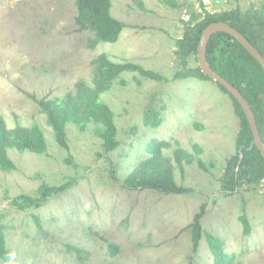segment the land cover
Wrapping results in <instances>:
<instances>
[{
  "label": "rangeland",
  "instance_id": "374dc122",
  "mask_svg": "<svg viewBox=\"0 0 264 264\" xmlns=\"http://www.w3.org/2000/svg\"><path fill=\"white\" fill-rule=\"evenodd\" d=\"M110 1L123 29L91 46L94 35L75 23V0H0V117L10 131L37 127L45 141L41 152L6 148L12 167L0 168V231L10 257L0 264H264V177L223 188L242 118L229 92L192 71L197 51L183 59L176 43L206 13L264 19V0ZM103 54L157 75L125 70L100 81L106 129L68 111L80 109L85 90L97 92L93 61ZM32 97L64 104L68 149ZM179 148L190 158L178 162ZM160 168L188 191L136 185L163 175ZM63 185L41 204L14 203ZM202 206L193 251L191 223Z\"/></svg>",
  "mask_w": 264,
  "mask_h": 264
},
{
  "label": "trees",
  "instance_id": "16d2710c",
  "mask_svg": "<svg viewBox=\"0 0 264 264\" xmlns=\"http://www.w3.org/2000/svg\"><path fill=\"white\" fill-rule=\"evenodd\" d=\"M77 15L75 23L78 30H87L94 35L90 40V45L94 46L98 42H114L118 39L123 29V24L113 18L110 14V0H75ZM257 20V22L253 21ZM223 21L239 31L264 57L262 48V35L264 34V19L242 16L238 11L225 12L222 14H205L202 21L197 24L187 25L183 32V37L177 40L179 54L186 59L192 54H196L197 45L200 41L203 29L212 22ZM206 59L209 66L220 76L225 78L232 84L242 96L247 100L256 120L260 137L264 143V71L261 65L250 56L247 51L239 44L231 35L224 32H215L210 36L206 47ZM93 63L94 79L97 84V92H93L92 88L85 90L86 95L82 98L80 109L68 107L71 115L76 116L75 122H84L91 117L94 120L104 121V128L111 127L110 115L108 107L99 105L95 96L99 94L98 86L110 78H115L122 71H137L145 76L156 78V74L143 70V68L132 63H112L103 54L96 58ZM199 78H207L200 68L197 66L192 70ZM185 76V74H181ZM220 87L228 92L221 84ZM232 98L233 96L230 95ZM33 98V97H32ZM88 98V99H87ZM39 106L40 111L46 115L47 123L52 127L56 140L65 149H68L65 130L61 117L64 112V104L57 103L56 99L33 98ZM237 112L240 114L243 122L242 130L237 138L238 154L233 163L225 171V180L223 188L233 190L241 181H252L255 175L264 177V157L253 143V137L244 115V112L235 98H233ZM106 116V117H104ZM148 120L147 122H149ZM158 125L156 121L153 126ZM113 142L111 138H109ZM163 145H168L163 143ZM15 146L17 148H25L36 152H41L45 148V141L37 127L30 133H24L21 129L16 128L14 131L8 130L3 119L0 117V168L9 169L11 164L6 156V148ZM152 150L158 151V148ZM173 155L178 162L183 159H189L190 155L182 149H174ZM236 168V171H234ZM155 177H140L136 185L142 188H150L165 194H180L188 191L187 188L176 185L166 174L167 171H161V168ZM67 185L63 186H44L41 190L39 198H31L22 195L19 201H14L15 205L23 208L26 206L37 205L45 202L53 193L64 190ZM203 212V206L200 211L195 214L191 223L193 233V251L198 247L200 239V218ZM245 230L248 231V225L245 222ZM72 248V247H70ZM111 254H116L117 247L110 245ZM10 253L6 247L4 235L0 231V258L8 259Z\"/></svg>",
  "mask_w": 264,
  "mask_h": 264
},
{
  "label": "water",
  "instance_id": "95a60500",
  "mask_svg": "<svg viewBox=\"0 0 264 264\" xmlns=\"http://www.w3.org/2000/svg\"><path fill=\"white\" fill-rule=\"evenodd\" d=\"M215 32H224L231 35L241 46L247 51V53L252 56L262 67L264 71V57L259 53V51L235 28L227 24L226 22H212L208 24L202 31L200 41L197 45V62L201 72L207 77L213 79L214 81L221 84L240 104L246 120L248 122L253 143L260 151L264 157V143L260 137L256 120L254 114L247 102V100L242 96L238 89H236L232 84H230L225 78L216 73L208 64L206 59V47L210 36Z\"/></svg>",
  "mask_w": 264,
  "mask_h": 264
}]
</instances>
